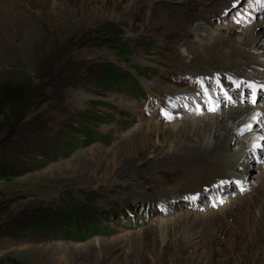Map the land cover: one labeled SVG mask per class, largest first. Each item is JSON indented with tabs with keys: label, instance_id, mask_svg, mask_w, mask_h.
Masks as SVG:
<instances>
[{
	"label": "rangeland",
	"instance_id": "1",
	"mask_svg": "<svg viewBox=\"0 0 264 264\" xmlns=\"http://www.w3.org/2000/svg\"><path fill=\"white\" fill-rule=\"evenodd\" d=\"M260 1L0 0V89L22 86L25 91L0 117V169L10 166L26 172L0 183L4 264H264V200L255 189L264 192V151H248L255 161L251 158L238 173L218 164L214 170L210 167L208 175H201L179 165L199 159L202 153L198 148L182 149L181 143L192 141L190 128L174 131L167 116L172 111L182 119L190 107L208 111L212 96L224 111L231 104L261 102L258 110H264L260 106L264 99L257 94L253 102L252 86L238 93L231 89L235 97H224L228 88L213 76L232 71L230 86H234L239 77L236 69L222 63L219 68L211 66L207 79L202 73L206 65L191 68L194 50L182 55L202 37L212 38L210 33L218 27H228L220 32L226 35L229 30L236 42L251 24L256 25L255 47L263 54L264 27L258 23L264 1ZM250 9L256 11L248 13ZM101 10L112 13L111 17L101 18ZM189 31L194 35L183 40L181 35H190ZM112 39L121 47L114 48ZM109 67L119 77L133 79L141 96L122 87L101 86L98 78ZM244 70L254 83L263 84L257 71ZM205 99L210 103L204 104ZM221 110L213 114V109L207 118L214 116L221 122ZM79 114L103 119L91 124L103 140L82 144L86 138L80 132L70 133V127L85 122L78 123ZM63 132L68 142L70 136L78 140L76 147L70 148L67 158L38 169L47 160L41 153L47 142H56ZM204 138L214 141L210 133ZM175 141L181 146L169 150ZM240 141L233 139L234 148L225 152H232ZM151 165L156 170L145 176ZM183 171L195 173L189 176ZM80 205L96 220H103L109 235L73 242L33 237L32 228L21 233L32 213L41 208L66 215L81 209ZM165 219L169 228L164 241ZM187 247L193 251L190 255L185 253Z\"/></svg>",
	"mask_w": 264,
	"mask_h": 264
},
{
	"label": "bare ground",
	"instance_id": "2",
	"mask_svg": "<svg viewBox=\"0 0 264 264\" xmlns=\"http://www.w3.org/2000/svg\"><path fill=\"white\" fill-rule=\"evenodd\" d=\"M261 1L263 3L264 0H261ZM241 3H242V1H241ZM251 9L249 11L247 10L248 13L252 12V11H256L255 9L254 10H251ZM262 9H263V14H264V4H263ZM226 13L227 12H225L223 15H220V16H222V18L217 19V21L221 22L224 19ZM111 15H112V13H109L106 10H101L99 12V16L101 18H108V17H111ZM203 17H201V18L199 17L198 19L202 21ZM173 18H175V17H173ZM216 18L217 17H215V19ZM192 20L195 22V20H197V19H191L190 21H192ZM213 21L214 20H212V22ZM261 21H262L261 23H258V27H264V15H263V19ZM189 25L191 28L194 24H189ZM254 27H256L255 24L249 25L246 28L244 34L241 37H239L236 40V42L232 39L234 36L229 35V30L226 31V35H224L220 32V30H224L225 28L227 29L228 27H221V28L218 27L215 30L216 33L215 32L210 33V36L212 38H210V39L207 38V40H205V38L202 37V39L200 40V43H197V45L194 47H193V45L192 46L189 45L190 47L188 46L186 48L187 51L183 52L182 55L187 57L186 53H189L191 50H194L195 58H193V59H195V60H194V62L191 61V63H190L191 68L202 69L201 66L206 65L207 68L202 73H204V72L206 73V74L205 73L204 74L206 75L205 77L207 79H208V76H210L208 68H211V66H215L216 68H219L221 66L220 63H222L225 66L227 65L228 67H231V69H236L234 71L238 72L237 76H239V77L237 79L233 80L234 86H230L231 79H232V76H231L232 71H227V75L219 73L218 76H213V77H215L214 79H217V78L220 79L219 82L222 83L223 86H226L225 89L228 88L227 93L225 95L223 94L224 97L225 96L230 97V98L235 97L236 94L231 93L230 92L231 89H232V91L238 93V92H240L241 89H243V88L245 89L246 87L252 86L254 88H252L251 94L253 96L257 94L258 99H264V95H263L264 80H262L263 84L262 83L256 84L252 80V78L250 76L251 74L249 73L246 75L245 70H244L245 67H247V68L251 69L252 71H257V73L260 74L262 79H264V52H263V54L260 53L259 52L260 49H258L259 47H255V45L257 44V41L252 36ZM190 30H192V29H190ZM192 31H189V33ZM193 35H194V32H193ZM193 35H192V33H190V35L185 33V34H182L181 37L184 38L183 40L187 41V39ZM209 62H210V64H209ZM243 70H244V73L240 74V72L242 73ZM219 71H220V69H218V72ZM235 72H234V74H235ZM197 73L198 74H195V76L196 75L198 76L200 74V71ZM241 75H243L245 77L242 78ZM205 77H204V79H206ZM193 80L195 82H198L196 77H194ZM211 98H212L213 102H212V106L209 107L208 111H206L205 109H203L201 112H198L197 110H193V108H195V107H193V108L190 107L192 104L189 103V101H190V98H189V100L187 101V103H189V104H187V105L190 107V109L184 114V116H182V119L175 118L172 114V111L167 112V116L169 117V123H173L172 127H173L174 131L177 132L178 129L179 128L182 129V127L190 128L189 130H187V132L189 135H192V141H190V142L187 141V143L186 142L181 143L183 145L182 149L190 148L187 150H191V149L198 148L200 150V152L202 153L200 155L199 159L192 160L193 159L192 158L191 161L187 160L186 162H183L184 164H179V165L186 167L190 170L191 169L197 170V171H199V174H201V175H203V174L208 175L211 171L210 167H212V170H214L217 168L218 164L225 166L227 169L230 168L233 172L235 171L236 173H238V168L245 167V166L248 167V164L251 162L250 161L251 158H252V161H255L252 156L249 157L248 151L254 152V150H256L257 151L256 154L264 151V150H262V149H264V145L262 143V142H264V139H261L262 137H264V120H262V119H264V113H262L261 111H264V110H262V109H260V111L258 110L259 104H261L262 102L258 103V105H256V106H253L251 104L244 105V104H240V103H239L240 105H238V106L231 104L232 106L229 107L226 111H224V110H221L222 104H220V103L217 104V102H214L215 100H214L213 96ZM218 98H220V100L223 101V96L219 95ZM255 98H256V96H255ZM228 102L230 103L231 101H228ZM205 103L209 104L210 99H205L204 104ZM198 104L200 105L201 102H199ZM260 106H261V108L264 107V105H260ZM226 108H227V105H226ZM213 109L215 111V113H213V114H217L220 110L223 111L224 120L219 122L216 118H214V116H210L209 118H207L211 114L210 111L212 112ZM253 117H255V119H253ZM228 118H229V121L226 123ZM190 120H195V121H190ZM186 121H188V122L190 121V122L185 123L184 126H182L179 123V122H186ZM147 129L152 131L149 126ZM219 129H222L221 132H219ZM254 129H256L255 133H254ZM206 133H210V135L213 137L214 141H205L204 135H206ZM238 137L241 140L240 143H238L235 146V149L232 152L227 154V152H225V150L229 151L232 148H234V146H232V144H233L232 141H233V139L238 140ZM247 139H248L249 143L245 142ZM254 144H258V145H260V147L252 148ZM173 145H179V144H178V142L176 143V141L174 144L171 143V147L169 150L172 149ZM179 146H181V145H179ZM163 162H164V160H163ZM158 163H160V162H158ZM165 163H167V161ZM262 165L264 166V160H263ZM156 167H157L156 165H153V166L151 165L149 168L144 170L145 176H148L147 174H149V173L153 174L154 170H156ZM171 167H173V166H171ZM183 172L189 176L191 174L195 173L194 171H183ZM196 176H198V175H196ZM255 189L256 190L258 189L257 191L261 192V198L264 200L263 190L260 188H255ZM203 192H205V191H203ZM247 203L249 205H247L246 208L249 210V208L252 204V199H250ZM261 207H262V205H261ZM262 209L264 212L263 207H262ZM256 210H257V208H256ZM259 210H261V209H259ZM221 217L224 218L223 216H220V218ZM217 219L221 220V219H219V217ZM168 228H169V221L165 219L162 223V226H161V236H162V239L164 241L166 240L165 237H166V234L168 232ZM249 228H251V227H249ZM261 236L264 238V233H262ZM191 252H193V251L190 249V247H187V249L185 250V253H188V255H190Z\"/></svg>",
	"mask_w": 264,
	"mask_h": 264
},
{
	"label": "trees",
	"instance_id": "3",
	"mask_svg": "<svg viewBox=\"0 0 264 264\" xmlns=\"http://www.w3.org/2000/svg\"><path fill=\"white\" fill-rule=\"evenodd\" d=\"M109 42L113 43L112 46L116 49L121 47V45L115 44V40L112 39ZM143 46H147L149 44L142 43ZM106 75L100 74L98 78V82L103 86L106 90H113L114 87H122L124 88L126 93L132 94L134 93L137 96H141L139 94V90L133 87V79L126 80L125 77H119L116 71L112 67L105 69ZM123 79V82L120 80ZM135 81V80H134ZM24 88L22 86H18L12 88V86L5 85L0 89V117L6 116V108L9 106H14L15 100H19V97L24 96ZM23 99V98H22ZM19 104L21 102L19 101ZM9 107V108H10ZM20 117V115H19ZM17 118L16 120H18ZM81 119H83L84 124H79L76 128L70 127L71 132H80L85 140H81L82 144L96 143L100 140H103V137H99V133L97 132V127L91 125L95 121H101V117H93L87 116V114H79V119H77L78 123ZM91 125V127L89 126ZM69 132V130H67ZM60 139L56 140V142H47L45 148L41 153L44 154V159L39 168L46 167L49 161L55 162L58 161L59 158H67L69 154L70 148L73 149L76 147V143L78 140H74L72 138L71 142H68L64 137H66V133H61ZM73 135V133H72ZM63 140V141H62ZM87 140V141H86ZM74 141V144H72ZM77 141V142H76ZM25 167V165H23ZM26 173V172H25ZM24 172L17 171L10 166H4V168L0 169V183L1 182H11L14 179L20 178L25 174ZM81 206V205H80ZM84 208V210H83ZM85 206H81L82 211H67L66 215L64 213L52 212L47 208H41L39 211L32 213L33 216L30 217V220L26 222L21 233L26 234L28 229L32 228L29 233L33 237H38L41 235L48 236L53 241H59L60 239H67L73 242H79V240H84L85 238L98 236L100 234L109 235L107 230L104 227L103 220H96L88 210H86ZM56 214V216H55ZM105 218H111L109 214H102ZM64 216H69L67 219ZM20 233V234H21ZM0 264H4V262L0 259Z\"/></svg>",
	"mask_w": 264,
	"mask_h": 264
},
{
	"label": "snow or ice",
	"instance_id": "4",
	"mask_svg": "<svg viewBox=\"0 0 264 264\" xmlns=\"http://www.w3.org/2000/svg\"><path fill=\"white\" fill-rule=\"evenodd\" d=\"M253 102H255V95H254ZM253 119H255V117H253ZM261 139H264V137H262ZM258 147H260V145H258V144L253 145V148H258ZM262 150H264V149H262Z\"/></svg>",
	"mask_w": 264,
	"mask_h": 264
}]
</instances>
